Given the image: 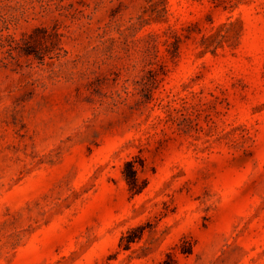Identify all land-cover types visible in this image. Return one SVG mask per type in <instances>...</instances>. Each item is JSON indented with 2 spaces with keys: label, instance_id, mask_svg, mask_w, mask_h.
<instances>
[{
  "label": "rangeland",
  "instance_id": "374dc122",
  "mask_svg": "<svg viewBox=\"0 0 264 264\" xmlns=\"http://www.w3.org/2000/svg\"><path fill=\"white\" fill-rule=\"evenodd\" d=\"M0 264H264V0H0Z\"/></svg>",
  "mask_w": 264,
  "mask_h": 264
},
{
  "label": "trees",
  "instance_id": "16d2710c",
  "mask_svg": "<svg viewBox=\"0 0 264 264\" xmlns=\"http://www.w3.org/2000/svg\"><path fill=\"white\" fill-rule=\"evenodd\" d=\"M61 35L58 31L57 23L51 27L37 26L31 32L24 34L20 40L8 36L6 38L7 45L9 46L8 52L12 56L14 49H20L25 54L34 53L36 56L42 58L46 53L55 48ZM122 173L129 188L134 192H138L144 187L145 181L142 180V184L139 182L137 169L133 160L124 163Z\"/></svg>",
  "mask_w": 264,
  "mask_h": 264
}]
</instances>
